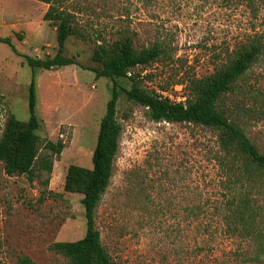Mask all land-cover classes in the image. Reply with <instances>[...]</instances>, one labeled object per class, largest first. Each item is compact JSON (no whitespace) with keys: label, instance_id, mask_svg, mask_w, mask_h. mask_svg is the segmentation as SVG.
Returning <instances> with one entry per match:
<instances>
[{"label":"rangeland","instance_id":"rangeland-1","mask_svg":"<svg viewBox=\"0 0 264 264\" xmlns=\"http://www.w3.org/2000/svg\"><path fill=\"white\" fill-rule=\"evenodd\" d=\"M76 13L86 38L70 36L64 55L78 64L33 68L27 56L53 57L57 33L39 0H0V136L9 112L30 117L35 82L41 126L40 154L53 157L51 172L37 168L9 175L0 161V264L24 255L40 264H71L52 245L82 238L87 229L82 194L64 189L70 164L93 166L100 122L113 82L97 78L96 42L128 30L136 48L165 45L162 55L135 71L152 74L143 85L174 98L187 93L189 76L214 72L253 39L262 53L228 96L247 135L264 150V2L247 0H61ZM130 81L124 85L129 86ZM122 126L113 175L96 210V227L119 264H262L251 259L254 241L235 229L228 206L248 194L264 206V192L236 178L221 161L213 129L188 122L154 121L141 104L121 96ZM63 142L61 152L46 148ZM252 189V191H251Z\"/></svg>","mask_w":264,"mask_h":264},{"label":"trees","instance_id":"trees-1","mask_svg":"<svg viewBox=\"0 0 264 264\" xmlns=\"http://www.w3.org/2000/svg\"><path fill=\"white\" fill-rule=\"evenodd\" d=\"M49 4L43 18L56 30L57 53L53 57L37 58L27 56L33 68L54 69L66 65L78 64L75 57L64 55L66 41L70 36L86 38L85 32L78 26L76 13L65 8L61 0H39ZM253 4L258 0H247ZM264 2V0H261ZM2 41L8 38L0 37ZM260 39L250 40L234 51V54L214 72L197 77L189 76L185 87V100L173 101L165 90L158 92L143 85V75L135 71L140 66L147 67L162 55H168L165 45L156 41L152 46L136 48L128 30L120 38L111 42L100 40L92 54L96 66L91 67L96 77H108L112 80V96L107 103L97 143L93 152V166L84 167L70 164L64 189L71 193L82 194L85 208L86 233L76 240L57 241L52 248L68 258L71 264H119L108 254L102 243L100 231L96 227V210L113 175L114 162L119 151L122 126L118 120V102L121 96L147 108L149 117L154 121L188 122L209 127L216 131L221 161L233 173L235 182L250 184L256 193L264 192V150L246 133L235 111L228 106L229 94L237 90L238 81L245 76L252 64L262 53ZM130 81L129 86L124 85ZM35 82L30 86L28 120L18 119L9 112L3 122L0 136V161L9 175L27 174L31 179L37 168L51 172L53 157L40 154L41 126L36 114ZM1 127V122H0ZM63 142L49 141L47 149L59 153ZM245 179V180H244ZM251 189V191H252ZM248 194L238 195L228 206V216L233 219L235 229L250 236L256 251L251 257L264 264V206L254 204ZM16 264H40L29 256H21Z\"/></svg>","mask_w":264,"mask_h":264},{"label":"built area","instance_id":"built-area-1","mask_svg":"<svg viewBox=\"0 0 264 264\" xmlns=\"http://www.w3.org/2000/svg\"><path fill=\"white\" fill-rule=\"evenodd\" d=\"M164 95H169V97L173 100V101H183L185 100V96H178L177 98H174L172 94H167L166 92H163Z\"/></svg>","mask_w":264,"mask_h":264},{"label":"crops","instance_id":"crops-1","mask_svg":"<svg viewBox=\"0 0 264 264\" xmlns=\"http://www.w3.org/2000/svg\"><path fill=\"white\" fill-rule=\"evenodd\" d=\"M42 2V1H41ZM42 3H44V4H46V5H48V7H49V4H47V3H45V2H42ZM48 9V8H47ZM45 12L46 11H44V14H45ZM44 16V15H43ZM44 19V18H43ZM45 21V20H44Z\"/></svg>","mask_w":264,"mask_h":264}]
</instances>
